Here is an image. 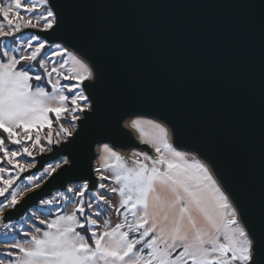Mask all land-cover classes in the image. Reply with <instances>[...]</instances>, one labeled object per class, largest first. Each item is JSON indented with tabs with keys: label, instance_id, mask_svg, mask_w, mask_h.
I'll list each match as a JSON object with an SVG mask.
<instances>
[{
	"label": "water",
	"instance_id": "95a60500",
	"mask_svg": "<svg viewBox=\"0 0 264 264\" xmlns=\"http://www.w3.org/2000/svg\"><path fill=\"white\" fill-rule=\"evenodd\" d=\"M45 3L51 26L23 33L62 45L88 66L80 86L89 105L72 133L19 175L66 158L3 211L0 229L70 183L94 191L99 144L142 151L161 167L123 124L142 116L168 127L170 146L200 160L238 210L252 252L241 264H264V0Z\"/></svg>",
	"mask_w": 264,
	"mask_h": 264
},
{
	"label": "rangeland",
	"instance_id": "374dc122",
	"mask_svg": "<svg viewBox=\"0 0 264 264\" xmlns=\"http://www.w3.org/2000/svg\"><path fill=\"white\" fill-rule=\"evenodd\" d=\"M53 20L45 0H0V128H6L3 130L7 133V142L0 137V221L6 208L12 207L26 193L37 188L66 161L63 157L49 162L40 172L19 179L21 173L35 164V156L48 151L51 144L64 140L72 133L76 119L89 105L80 86L90 76L88 66L62 45H48L39 36L23 33L24 29L30 27L47 29ZM8 36L11 39H4ZM18 62L22 66L19 70L16 69ZM31 76L37 81H46L50 90L46 91L40 85L31 88ZM31 101H34L35 106L27 111ZM128 125L139 141L152 148L162 166L178 154L194 157L188 152L172 148L164 125L156 120L136 116L128 120ZM154 168L159 169L160 166L142 151L130 150L123 155L107 144H99L94 160L97 188L89 191L86 182L70 183L65 190L54 191L51 196L40 200L20 219L8 222L0 229V264H11L19 244L35 228H43L41 221L45 217L65 211L62 219L68 221L75 213L84 222L80 227H85L88 232L85 219L89 215H93L100 223L104 220L102 227L111 239L117 241L124 237L123 224L131 225L137 221L135 213L130 214L132 210L128 207L127 216L116 215L115 208L120 205L136 209L142 204L146 208L148 204L160 205L165 215L159 222L163 223L167 214L172 216L176 212V200H171L174 191L170 194L167 189H172L178 183L172 185L168 181L160 194L162 197L157 200L152 198L155 176L151 169ZM184 202L187 203L186 199ZM184 206L185 203L181 207L182 211L185 210ZM123 208L125 206L121 208L122 213L125 211ZM188 210L191 214L195 213L194 210ZM235 219L238 222L236 214ZM238 224L242 227L240 222ZM137 232L139 235V230ZM147 239L143 238L142 243ZM247 239L250 243L248 236ZM248 249L251 253L250 245ZM191 251L199 252L191 247L186 248L184 253ZM201 253H208L207 249ZM214 253L212 249L206 256L212 259ZM182 262L177 257L167 264Z\"/></svg>",
	"mask_w": 264,
	"mask_h": 264
},
{
	"label": "crops",
	"instance_id": "0c3cea01",
	"mask_svg": "<svg viewBox=\"0 0 264 264\" xmlns=\"http://www.w3.org/2000/svg\"><path fill=\"white\" fill-rule=\"evenodd\" d=\"M31 106H35L34 101L28 104L27 111ZM151 170L155 176L151 194L156 200L162 197L160 194L168 181L172 185L178 183L167 189L170 194L174 191L171 200H176V212L172 216L167 214L163 223L159 222L165 215L160 205L148 204L146 208L142 204L137 209L120 205L115 208L116 215L127 216L128 207L132 210L130 214L135 213L136 223H124V237L117 241L102 227L104 220L100 223L89 215L85 219L92 239L89 243L79 231L84 222L75 213L68 221L62 219L65 211L45 217L41 221L43 228H35L19 244L11 264H167L177 257L183 260L182 264H230V260L240 264L247 259L250 243L244 229L203 163L178 154L159 169ZM184 203L187 207L182 211ZM146 237L147 241L142 243ZM191 247L199 252L184 253ZM206 249L208 253H201ZM212 249L216 253L211 259L206 254Z\"/></svg>",
	"mask_w": 264,
	"mask_h": 264
},
{
	"label": "trees",
	"instance_id": "16d2710c",
	"mask_svg": "<svg viewBox=\"0 0 264 264\" xmlns=\"http://www.w3.org/2000/svg\"><path fill=\"white\" fill-rule=\"evenodd\" d=\"M4 39L9 40V39H11V37H9V36L8 37H4ZM1 58H3V57H1ZM21 68H22V66L18 62V64L16 65V69L19 70ZM29 82H30V87L31 88H33L34 86H39L40 85V86L44 87L46 91L50 90V86L48 85V83L46 81H37V80L34 79V77L31 76L30 79H29ZM0 137L3 139L4 142H7V133L1 128H0ZM79 231L84 235V237L86 238V240L89 243H92L91 235H90V233L88 232V230L85 227H79Z\"/></svg>",
	"mask_w": 264,
	"mask_h": 264
},
{
	"label": "bare ground",
	"instance_id": "6f19581e",
	"mask_svg": "<svg viewBox=\"0 0 264 264\" xmlns=\"http://www.w3.org/2000/svg\"><path fill=\"white\" fill-rule=\"evenodd\" d=\"M124 126L127 128V129H130V128H128L129 127V125H128V120H125L124 121ZM165 127V129H166V134H167V136H168V139H169V141H168V143H172V135H171V131H170V129L168 128V127H166V126H164ZM129 152V150L128 151H120V153L121 154H123V155H125V154H127ZM229 200V199H228ZM230 202V201H229ZM231 204V206L233 207V209L235 210V212H236V216H237V219H238V222H240V224L242 225V227L244 228V230H245V232H246V229H245V227L243 226V223H242V221H241V218H240V215H239V212H238V210H236V208L233 206V204L232 203H230ZM251 241V240H250ZM250 246H251V242H250ZM251 250V249H250ZM251 252V251H250ZM252 256V252L250 253V255H249V258Z\"/></svg>",
	"mask_w": 264,
	"mask_h": 264
}]
</instances>
